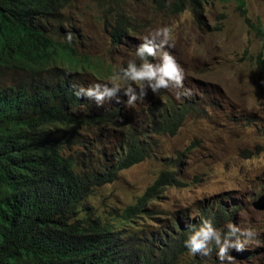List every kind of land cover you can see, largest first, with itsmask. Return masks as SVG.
<instances>
[{
  "label": "trees",
  "instance_id": "1",
  "mask_svg": "<svg viewBox=\"0 0 264 264\" xmlns=\"http://www.w3.org/2000/svg\"><path fill=\"white\" fill-rule=\"evenodd\" d=\"M109 1L103 25H114L115 42L130 25L122 21L124 0ZM207 1H234L249 23L242 0H174L168 11L188 8L200 24ZM67 4L0 0V264H194L188 253L210 233L230 236L235 208L213 201L193 217L160 210L165 187L183 186L172 170H160L122 209L105 215L90 204L96 188L152 157L155 139L175 135L192 107L167 97L134 110L81 100L83 76H99V61L78 59L42 26ZM251 27L263 41L260 24ZM139 54L147 58L143 48ZM255 63L264 69L260 53Z\"/></svg>",
  "mask_w": 264,
  "mask_h": 264
},
{
  "label": "rangeland",
  "instance_id": "2",
  "mask_svg": "<svg viewBox=\"0 0 264 264\" xmlns=\"http://www.w3.org/2000/svg\"><path fill=\"white\" fill-rule=\"evenodd\" d=\"M242 2L248 22L260 23L264 33V0ZM120 8L128 11L133 32L118 45H112L93 3L77 0L67 9L68 29L79 35L77 52L116 71L133 61L132 43L143 37L157 41L160 62L141 76L144 93L188 101L192 110L175 135L155 139L152 157L96 188L90 204L105 215L122 209L160 170H172L183 186L165 187L157 200L163 211L184 208L193 217L213 201L235 208L230 236L210 233L188 253L194 264H264V209L253 206L264 195V71L255 63L258 53L264 58V48L258 35L242 21L234 1L205 4L202 25L188 11L156 12L147 0Z\"/></svg>",
  "mask_w": 264,
  "mask_h": 264
},
{
  "label": "clouds",
  "instance_id": "3",
  "mask_svg": "<svg viewBox=\"0 0 264 264\" xmlns=\"http://www.w3.org/2000/svg\"><path fill=\"white\" fill-rule=\"evenodd\" d=\"M64 1L66 2L68 1V4L60 8V12L55 11L56 14L52 18H50L48 22L42 23V26L44 28V35H51L53 39H55L57 42H60L63 45L69 46L73 50L74 55L78 59H86L87 61H90V62L99 61L100 67L102 69L101 74L97 77L83 76V78L86 79L85 83L87 85L84 86L82 90L80 91L81 100L87 97L88 98L87 103L93 105L94 107H105L108 105H112V102H115L126 110H134L136 106H141L145 102H147L150 98H153L152 94L146 95L144 93L146 87L141 85L140 83H141V76L144 74L146 70L153 69L155 65H159V64H155L156 62H160L157 59L158 53H156L159 50L158 42L148 37H143L142 40H138L135 43H132L130 41L134 47L131 53L133 61L127 62L121 68L117 69L116 71H113L110 66L103 64L99 58L90 57L86 54L77 52L75 43H77L79 35L77 31L75 32L70 31L67 26V23H68L67 9L70 6H72L77 0H64ZM88 1L93 3L96 9L99 11L100 13L99 21L103 25L104 20H108V14L110 12H108L107 6H110L109 5L110 1L108 0V4L106 5L103 4L100 0H88ZM129 1L131 0H124L123 3H127ZM147 1L149 3V6L152 8V10L159 12V13L176 15L184 11H188L191 14L192 19L195 21V23H197V21L194 19L193 13L188 8H185L184 10L178 13L169 12L168 10L174 7L173 5L174 0H158L161 6L160 9L156 7H155L156 9L154 8L155 6L154 0H147ZM207 3H209V1L203 2L201 4V8L199 10L200 24L197 23L199 25L205 24L203 22L201 13L203 11V6ZM105 10L107 11L106 13L104 12ZM128 15L129 14L127 11L126 18L123 19L122 21L126 24H129L130 27L128 30L133 32V29H132L133 21L131 17ZM107 23L112 24L113 22H110L109 20L107 21ZM248 25L251 27L250 23H248ZM113 28H114V25H112L110 28L107 27V24L104 25V30L108 34L112 45H118L120 40L123 38L131 40L128 38V35L130 34L128 31V33L126 34V38L124 36H120L115 42H113L110 36V33L112 32ZM71 29L73 30V28ZM258 37H259V41L261 43L262 48H264V40L262 41L261 36L258 35ZM141 48H143L145 52L147 53V58H143L140 56L139 52ZM261 59H264V58H261ZM260 70L264 71V69H260ZM113 77H117L118 81L115 82L113 80ZM124 90H127L128 93H130L133 97L126 96L125 94L127 92H125ZM107 95H112V98L108 99L105 103H99L98 100L105 98ZM156 204H157V201H156ZM156 206L158 207V205ZM176 210H180V209H176ZM171 212L172 211L170 212L165 211V213H171Z\"/></svg>",
  "mask_w": 264,
  "mask_h": 264
},
{
  "label": "water",
  "instance_id": "4",
  "mask_svg": "<svg viewBox=\"0 0 264 264\" xmlns=\"http://www.w3.org/2000/svg\"><path fill=\"white\" fill-rule=\"evenodd\" d=\"M253 206L257 210H262L264 209V195L259 197L254 203Z\"/></svg>",
  "mask_w": 264,
  "mask_h": 264
},
{
  "label": "bare ground",
  "instance_id": "5",
  "mask_svg": "<svg viewBox=\"0 0 264 264\" xmlns=\"http://www.w3.org/2000/svg\"><path fill=\"white\" fill-rule=\"evenodd\" d=\"M193 13V12H192ZM198 22V21H197Z\"/></svg>",
  "mask_w": 264,
  "mask_h": 264
}]
</instances>
